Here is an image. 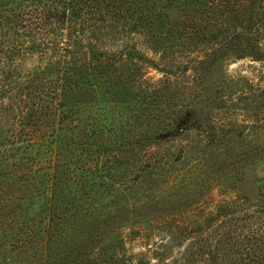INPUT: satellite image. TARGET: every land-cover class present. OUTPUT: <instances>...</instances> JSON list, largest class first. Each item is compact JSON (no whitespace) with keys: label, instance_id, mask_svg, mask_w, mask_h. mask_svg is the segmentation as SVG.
Segmentation results:
<instances>
[{"label":"trees","instance_id":"trees-1","mask_svg":"<svg viewBox=\"0 0 264 264\" xmlns=\"http://www.w3.org/2000/svg\"><path fill=\"white\" fill-rule=\"evenodd\" d=\"M243 59L264 64V0H0L1 202L30 201L45 182L47 244L95 209L80 198L98 190L109 193L104 212L135 196L178 201L176 218L192 212L194 187H180L210 189L217 170L227 184L264 156V77L230 72ZM234 143L249 147L207 163ZM261 220L233 221L250 232L247 255L264 242ZM19 238L4 254L12 264ZM77 252L60 264L96 259Z\"/></svg>","mask_w":264,"mask_h":264},{"label":"rangeland","instance_id":"rangeland-1","mask_svg":"<svg viewBox=\"0 0 264 264\" xmlns=\"http://www.w3.org/2000/svg\"><path fill=\"white\" fill-rule=\"evenodd\" d=\"M143 49L151 56H157L159 53L154 46H145ZM263 65L261 62L243 59L232 63L229 70L253 78L257 74L254 70L260 69L259 74L262 72L264 77ZM148 76L161 77L152 69L149 70ZM243 131L247 133L249 127ZM244 133L241 131V134ZM258 134L264 135V131ZM55 147L58 149L57 145ZM233 147L223 149L219 152L221 155H216L217 159L211 158L207 163L219 166L230 151H233V154H240L249 145L234 143ZM48 156V152L41 154L42 158ZM256 162L248 166L244 174L235 166L230 172L233 179L227 184L222 182L223 179L216 177L218 170L210 176L213 183L210 189L203 185L197 187L196 182L184 184L179 191L185 193L188 187L193 186L194 191L191 194L199 202L192 212L178 214L177 218L173 210L178 201L167 199L156 204L158 200H152L151 196L148 198L141 196L140 200L139 196H135L129 204L125 203L119 208L109 207L108 211L104 212L105 201L109 198L106 190L94 191L90 196L84 194V198H80L81 201L85 202L86 207H90L92 204L88 203L95 201V209L93 208L90 214H81L75 218L76 222L78 221L77 226L67 228L60 236L61 238L65 235V240L62 242L55 239L52 244L46 243L47 236L43 232V225L47 219L45 213L50 216L53 207L49 208L44 197L38 193L43 192L45 182L41 184L40 189L34 190L30 201L1 202L3 200L0 198V264L13 263L5 260L4 254L8 251L7 248L13 246L9 241L17 244L19 235L20 246L17 248L18 252L14 253L19 255L23 251L20 254L23 259L18 260L22 264H60L64 261L69 263L78 250L79 254H82L81 257L94 251L96 259L86 261L84 264H115L112 263L113 259L110 260L113 255L122 264H264V242L255 243L253 248L257 247L249 250L251 253L247 255V235L250 232L247 234L248 229H242L239 232L243 234L241 236L236 230L231 229L233 221L238 227L252 224L260 216L264 217V214L254 211L256 209L254 205L264 204V194L261 196L264 189H260L264 186V156ZM158 178L159 174L152 177ZM153 182L155 184H147L148 189L152 187H154L152 190L156 189L158 183ZM240 197L246 199L242 200ZM178 200L183 201L180 198ZM248 208L251 213L247 212ZM109 212L113 214L110 216ZM152 212L154 215H151ZM247 216L248 220H245ZM224 225H227V228L222 229ZM23 227L31 234L29 238L25 237ZM255 228L260 233L258 235L263 238L264 233H261L260 229L264 231V221L261 220ZM251 234L249 243L252 239ZM13 236L15 239L11 240ZM251 247L249 244V248ZM101 248L107 252L104 251L102 254ZM19 262L17 263L21 264Z\"/></svg>","mask_w":264,"mask_h":264}]
</instances>
